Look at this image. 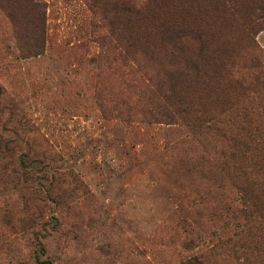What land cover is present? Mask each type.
Segmentation results:
<instances>
[{"label":"rangeland","instance_id":"rangeland-1","mask_svg":"<svg viewBox=\"0 0 264 264\" xmlns=\"http://www.w3.org/2000/svg\"><path fill=\"white\" fill-rule=\"evenodd\" d=\"M0 1V264H264V23Z\"/></svg>","mask_w":264,"mask_h":264},{"label":"trees","instance_id":"trees-1","mask_svg":"<svg viewBox=\"0 0 264 264\" xmlns=\"http://www.w3.org/2000/svg\"><path fill=\"white\" fill-rule=\"evenodd\" d=\"M214 1L215 5L212 7L198 5L196 6L195 10H191L193 13H195L193 15L197 17L195 23H191L194 27L193 30L190 29L192 33L191 35L194 39L200 40V50L205 49L204 46L207 42V38L204 37L203 30L201 28H197L198 25H217L221 24L223 18L241 19L243 16L250 24L251 18H256L255 20H259L260 22L264 23V0H257L259 1V4H257L256 7H254L251 11L249 5L252 2H250L247 6L242 7L237 3L241 0ZM88 2L89 7L93 12L95 10L100 11L97 6H103L101 12L103 14L106 13L105 15H108L111 23L116 22L117 24L119 23L123 25L127 24L128 22L137 23L143 18L154 14L157 9L162 20H169L170 17H176L177 14H180L181 12L186 13L183 8L184 2H179V4L175 5L172 9H168L160 4L161 0H88ZM0 5H2L1 1ZM1 7L11 11L17 8L20 13V17L17 18L19 23L24 22L32 26L30 31L17 32V35L19 34L18 41L21 42V44L27 46L30 50L44 46L45 42L48 40V27L46 24L47 16L45 12L47 5L44 0H5V5ZM236 10L237 12H235ZM250 12L254 13V16L250 14ZM9 18L12 23L15 22L12 15H10ZM104 39L114 41L119 45L120 39H122L120 30L115 32L112 30V28H110L108 36ZM36 53L37 52H34L33 54ZM158 84L159 83L155 84V86L157 87ZM161 87L165 86L163 85ZM220 91L221 90L218 92ZM42 264L51 263L49 261H44ZM188 264L200 263L198 261L191 260L188 262Z\"/></svg>","mask_w":264,"mask_h":264}]
</instances>
